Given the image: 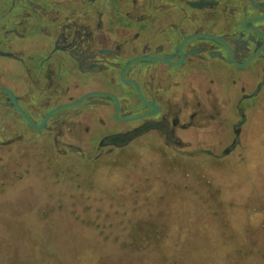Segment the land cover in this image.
Here are the masks:
<instances>
[{"label":"flooded vegetation","instance_id":"flooded-vegetation-1","mask_svg":"<svg viewBox=\"0 0 264 264\" xmlns=\"http://www.w3.org/2000/svg\"><path fill=\"white\" fill-rule=\"evenodd\" d=\"M263 104L264 0H0V161L178 153L224 125L228 154Z\"/></svg>","mask_w":264,"mask_h":264},{"label":"rangeland","instance_id":"rangeland-1","mask_svg":"<svg viewBox=\"0 0 264 264\" xmlns=\"http://www.w3.org/2000/svg\"><path fill=\"white\" fill-rule=\"evenodd\" d=\"M242 128L228 154L230 125L178 153L14 151L0 161V264H264V104Z\"/></svg>","mask_w":264,"mask_h":264}]
</instances>
